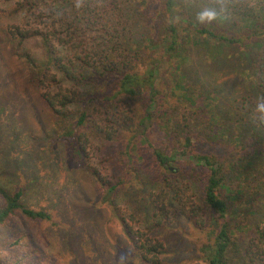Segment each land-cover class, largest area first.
Returning <instances> with one entry per match:
<instances>
[{"label":"rangeland","instance_id":"374dc122","mask_svg":"<svg viewBox=\"0 0 264 264\" xmlns=\"http://www.w3.org/2000/svg\"><path fill=\"white\" fill-rule=\"evenodd\" d=\"M19 1L25 0H0V188L8 193L22 189L25 206L46 212L50 220L13 214L0 225V249L7 248L0 251V256L13 257L17 264H153L145 262L141 255L151 256L150 251L142 252L138 247L149 249L156 242L161 244L156 264H207L200 250L209 240L206 231L209 215L202 212L205 223L200 225L195 210L200 208L201 182L208 171L182 158L167 172L160 168L161 177L156 178L157 166L150 159L148 148L139 141L138 128L142 127H138L139 118L148 101L146 93L134 99L119 97L107 107L105 103L89 107L92 118L107 120L106 125L117 128V136L108 144L98 140L89 127L76 128V134L84 135L87 152L80 159L71 147L73 138L65 136L73 128L80 105L65 109L63 116L56 115L41 97L28 65L9 45L6 28L20 23L26 15L25 11L15 13L18 6L14 4ZM166 1L122 0L119 5L127 38L132 44L144 40L133 56L140 72L151 65L148 58L156 56L155 49L146 48L148 37L155 38L158 32L166 31L170 22ZM262 3L263 0H179L177 21L183 23L182 28L186 27L183 34L180 28L179 40L183 38L187 44L189 36L191 41L178 72H174L175 60L153 63L158 68L157 96L151 111L153 126L146 130L148 139L154 143L163 140L165 147L177 137L190 135L192 154L214 156L218 160L227 188L220 196L231 208V228L243 240L245 264H264V156L261 160L254 158L252 167L244 166L246 157L259 148L253 144L258 142L262 145L260 151H264V123L259 125L263 114L257 111L264 95L254 88L250 73L257 59L254 53L260 54L263 47L252 53L254 39H247L244 30H239L241 41L223 46L222 62L217 64L212 62L211 50L204 46L205 35L196 34L187 19L190 11L201 12L219 5L215 10L221 16L228 14L229 20L238 11L245 13ZM28 21L31 22L30 17ZM205 26L204 23L202 28ZM221 28L228 30L230 26ZM75 72L79 76L88 74L86 69ZM112 83L90 82L80 90L85 94L97 91V87V92L110 96ZM184 88L191 90V100L182 97L189 94L185 95ZM106 111L111 117L106 118ZM211 112L222 119L218 121L219 130L226 131V137L217 143L204 140L217 130L207 125ZM166 122L174 131L171 138H165L160 131V125ZM132 143L138 144L139 157L121 162L111 153L118 146L129 150ZM95 171L112 184L125 182L122 186L126 187L118 188L109 198L93 175ZM245 175L252 176L251 189L245 188L247 183L243 184ZM134 178L141 184L127 187ZM162 188L169 194L167 215L160 226L152 227L151 194H160ZM248 190L252 192L247 195ZM254 192L260 196L257 205L251 202ZM255 210L262 217H257ZM257 225L262 235L250 229ZM250 258L254 262L250 263Z\"/></svg>","mask_w":264,"mask_h":264},{"label":"trees","instance_id":"16d2710c","mask_svg":"<svg viewBox=\"0 0 264 264\" xmlns=\"http://www.w3.org/2000/svg\"><path fill=\"white\" fill-rule=\"evenodd\" d=\"M71 1V2H70ZM122 0H25L17 2L15 13L26 12L20 23L9 25L7 29L9 45L15 50L17 55L24 60L28 65L33 79L36 82L37 88L41 93V97L46 102L48 107L54 113L63 116L62 113L70 106L80 105V113L74 121L73 128L65 132V136L73 138L71 147L81 159L86 157V146L83 143L84 135L76 134V128L89 127L90 132L94 130L98 140L108 141L112 144L116 140L117 132L112 124L106 125L107 120H97L90 116L89 107L95 105L103 106L104 103L111 104L119 97L134 99L136 96L146 93L147 104L144 111L140 114L139 126V141L150 152V159L156 164V178L161 177L159 174L160 168L166 172L169 167L175 164L176 160L187 158L196 165L205 168L207 178L202 181V198L200 200V208L195 210V217L204 225L205 217L202 219V212L207 211L209 215V224L206 231L208 236L207 244L200 250L202 258L207 264H245L246 252L243 247V240L236 237V232L230 226L231 208L225 200L221 198V191L227 190L225 178L221 173L219 162L214 156L205 154H192L191 144L192 136L185 135L183 139L176 138L171 145L165 147L164 141L154 143L146 137V130L152 128V109L155 106L157 91H156V76H158L157 65L154 62H162V60L170 63L176 61L174 72H178L179 67L184 65V57L188 44L191 39L187 36V44L185 39L180 37V28L183 25L177 21L176 14L179 0H167L164 3L165 10L169 13V24L166 31L158 32L157 36L148 37L146 48L148 50L155 49L156 56L149 57V63L144 70L140 72L137 66L134 65V54L136 49L143 43L138 41V44L131 43L127 38L125 22L121 23L122 16L120 8ZM134 3V2H133ZM259 3V2H258ZM26 6V8H25ZM219 6V5H217ZM217 6H211L209 9H215ZM119 8V10H117ZM217 11V10H216ZM199 12L190 11L187 23L194 28L196 34L205 35L203 39L204 46L213 53L212 62L220 64L222 62V47L232 46L241 41L242 34L239 30H244L247 39H254L250 49L251 52L255 49L263 47L261 53H254L256 60L252 66L251 75H253L254 88L262 92L264 95V0L257 8L248 9L245 13L238 11L232 19L228 20V14L223 16L218 15L211 21L199 23L196 19ZM31 19V22L28 19ZM160 22V21H159ZM230 26L228 30L221 26ZM130 26V24H129ZM151 24H149V27ZM186 31V27L182 28ZM146 35V34H145ZM145 38V36H144ZM166 58V60H165ZM77 69L88 70L87 75L79 76L75 71ZM102 78V79H101ZM180 79V76L177 77ZM111 80L113 87L110 96L105 92L97 91L82 93L80 87L84 88L90 82L101 85L102 81ZM69 85V86H67ZM182 97L192 99L191 90L184 88ZM208 99V98H205ZM193 102V101H192ZM208 103V102H207ZM113 105V104H112ZM111 117L109 111H106V118ZM209 128L215 127L217 130L207 137L205 141L219 142L220 138L226 137V131L220 129L218 121L222 120L211 112L208 116ZM259 125L264 123V114ZM222 127V126H221ZM252 128H254L252 126ZM137 130V131H138ZM160 131L164 133L165 138H171L174 134L173 129L169 124L163 123L160 125ZM249 131H252L249 130ZM257 135V134H256ZM263 138V132L259 133ZM254 137V136H253ZM231 142V140H230ZM253 145H259L258 150L251 156L246 157L244 166L252 167L255 159H260L264 156V151H260L262 145L256 142ZM125 147V146H124ZM108 148V147H107ZM255 148V147H253ZM111 153L117 155L118 159L123 162V159L130 160L133 156H138V144L132 143L129 150L123 146H118L111 149ZM113 155V154H112ZM137 163V161H135ZM240 171L239 173H241ZM143 174V173H141ZM96 180L104 187L106 195L111 198L116 190L125 182L112 184L107 177L101 176L97 171L93 172ZM241 175V174H239ZM244 183H247L245 188L251 189L252 176H246ZM127 187H136L141 184L136 178L131 180ZM241 185L244 191V185ZM163 189V188H162ZM252 191H247V195ZM0 196L2 203L0 204V225L5 224L9 218L20 213L24 217L33 220H50L49 214L43 211L34 210L25 206L23 201L24 192L22 189H17L13 193H8L0 188ZM151 200L153 212L151 214L152 227L160 226L162 219L167 215V200L169 194L163 189L160 194L153 196ZM175 199L179 197L174 196ZM259 192H254L251 198L253 204H258ZM112 202V201H111ZM199 207V205H195ZM202 207V208H201ZM261 209V208H260ZM263 209V208H262ZM257 217H262L259 210L254 211ZM251 230L259 232L257 226H251ZM131 231V229H130ZM239 233L244 230L237 229ZM156 243V242H155ZM153 244L148 249L147 247H138L142 252L150 251L152 254L142 255L145 262L156 264L158 262V247L161 244ZM3 245V244H2ZM7 248H1L0 251H5ZM256 257H260L258 254ZM251 259V258H250ZM255 259L249 260L250 263ZM17 260L8 255L0 256V264H17Z\"/></svg>","mask_w":264,"mask_h":264},{"label":"clouds","instance_id":"9594fccd","mask_svg":"<svg viewBox=\"0 0 264 264\" xmlns=\"http://www.w3.org/2000/svg\"><path fill=\"white\" fill-rule=\"evenodd\" d=\"M218 13L215 9H204L197 14V21L199 23L211 22L217 17ZM257 111L264 114V99L257 105Z\"/></svg>","mask_w":264,"mask_h":264}]
</instances>
